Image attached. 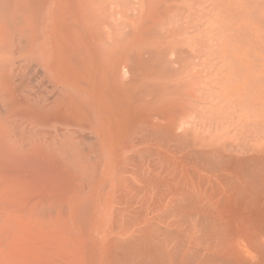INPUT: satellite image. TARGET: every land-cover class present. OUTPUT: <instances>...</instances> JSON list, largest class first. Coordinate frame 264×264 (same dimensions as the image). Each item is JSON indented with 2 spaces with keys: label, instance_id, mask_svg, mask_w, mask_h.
Masks as SVG:
<instances>
[{
  "label": "bare ground",
  "instance_id": "bare-ground-1",
  "mask_svg": "<svg viewBox=\"0 0 264 264\" xmlns=\"http://www.w3.org/2000/svg\"><path fill=\"white\" fill-rule=\"evenodd\" d=\"M0 264H264V0H0Z\"/></svg>",
  "mask_w": 264,
  "mask_h": 264
}]
</instances>
